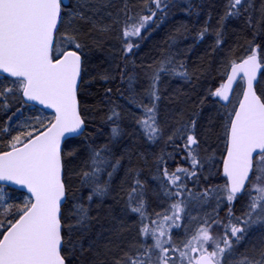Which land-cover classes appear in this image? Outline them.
Listing matches in <instances>:
<instances>
[{
  "label": "snow or ice",
  "instance_id": "obj_1",
  "mask_svg": "<svg viewBox=\"0 0 264 264\" xmlns=\"http://www.w3.org/2000/svg\"><path fill=\"white\" fill-rule=\"evenodd\" d=\"M246 2L228 0L224 18L237 16L242 9L247 11L244 7ZM89 3L90 0H75V4L72 0H0V74L12 78L6 83L0 78V108L6 109L15 98L13 94L19 93L24 100L36 102L54 113L43 126V131L38 134L22 131L13 135L8 141V150L0 151V181L17 185L30 194L25 196L22 204L13 205L5 200L3 188H0V264H67L63 254V229L68 227L71 231L86 225L92 202L108 194L114 173L120 166L119 159L113 160L107 155L110 152L107 145L92 150L86 168L76 173L81 186L90 189L88 204L75 203L71 213L74 223L67 224L61 211L68 192L66 154L62 144L67 147L74 137L83 135L85 125L78 99L79 86L83 82V53L78 50L83 48V44L77 21L91 24L92 29L100 32L108 30V26L94 20V14H87L92 11ZM150 3L161 12L167 7L166 0H150ZM156 15L157 11L149 10V14L141 15L138 20L124 26L126 54L138 47L129 38L139 37ZM204 32L200 34L201 39ZM220 42L218 39L217 44ZM171 64V58H164L151 78L147 94L153 103L144 105L141 102L138 105L143 107L144 116L137 123L149 140L157 139L161 132L154 103L159 99L156 91L159 74L167 71L187 75L175 67H167ZM179 67L184 66L181 64ZM262 68L264 59L259 55V46L250 45L249 54L240 62L231 61L226 82L211 93L219 100L229 102V94L239 78L237 95H242V99L238 100V107L225 108V183L217 192L228 204L229 218L233 216L231 205L238 194L247 193L249 204L244 213L247 218H236L245 226H238L229 219L224 235L215 238L212 225H218L220 221L205 220L181 250L174 246L171 229L180 227L177 221L185 211L184 201L176 200L170 205L171 215L157 212L156 216L162 219L151 220L156 227H150L144 223L148 219L145 186L133 177L126 190L125 207L140 219L141 241L131 245L129 251L115 260V264H177V259L186 261V264H264V237L255 255L241 253L237 247L251 228L264 226V98L254 87ZM118 116L119 113L113 109L108 119L114 120ZM191 125L194 127L195 121ZM4 133H9L8 127H0V134ZM119 135V127L114 126L112 137L115 139ZM174 136L184 139L183 148L191 168L177 167L171 172L164 168L162 179L176 189L165 191V195L181 197L187 189L184 178L196 177L198 168L203 165L193 147L198 145V140L188 126L176 129L168 139L172 140ZM74 154V151L67 153ZM105 174L107 180H102ZM187 191L191 194V190ZM211 191L207 189L201 195L208 197ZM149 239L153 243H147ZM177 252L178 258L170 254Z\"/></svg>",
  "mask_w": 264,
  "mask_h": 264
},
{
  "label": "trees",
  "instance_id": "obj_2",
  "mask_svg": "<svg viewBox=\"0 0 264 264\" xmlns=\"http://www.w3.org/2000/svg\"><path fill=\"white\" fill-rule=\"evenodd\" d=\"M94 1L102 5L100 10L103 12L99 17L94 16V20L108 26V30L100 32L92 29L91 24L77 21L83 44V48L78 50L83 53V82L78 99L85 129L83 135L73 138L67 147L63 145L68 192L62 218L67 224L74 223L71 213L75 203L88 204L90 189L81 186L76 173L86 168L92 150L107 145L110 148L107 155L110 159H119L120 166L114 173L108 194L92 202L86 225L71 231L68 227L63 229V254L67 264H114L117 259L115 253L124 251V247L117 249L108 241L114 229L117 236L126 230V239L135 240L136 232L130 223L139 217L125 207L126 190L133 177L145 186L147 224L151 222V216L159 212L161 204L166 206L171 200L184 201L188 197L185 195L187 190L201 195L211 186H218L222 181L225 183L220 164L226 147V107L211 93L223 83L231 61H239L249 54L250 45H258L259 55L264 59V0H247L244 5L247 11L242 9L239 15L227 18L224 17L228 0H166L167 7L163 12L157 10L150 0L147 4L145 0ZM149 10L157 11L156 17L139 37L129 38L138 47L126 54L124 26L138 20L141 15L149 14ZM218 39L221 41L219 44ZM166 57L172 60L167 67H175L187 75L167 71L159 74L156 84L159 99L154 103L161 132L157 139L149 140L137 123L144 116L143 107L138 105L141 102L144 105L153 103L147 90L160 62ZM181 64L183 68L179 67ZM1 78L5 82L10 80ZM13 95L15 98L11 99L8 107L0 108V127L9 128V133L0 134V151L8 150L13 124L23 118H31L32 121L41 111L24 103L19 93ZM227 108L231 109V104ZM113 109L119 116L109 120ZM46 115L49 116L46 121L33 127L34 134L44 129L52 117ZM192 121H195L194 127ZM114 126L120 129V135L115 139L112 137ZM184 126H188L198 140V145L193 147L203 166L198 168L196 177L184 178L187 189L181 197L168 196L165 191L176 189L162 179L163 169L171 172L177 167L191 168L183 148L184 139L176 136L168 139L176 129ZM69 151L75 154L67 155ZM101 179L107 180L106 174ZM0 188H3L6 201L13 205L22 204L26 196L23 192ZM157 200L161 203L158 204ZM242 200L243 196L234 203L231 218L227 217L226 205L209 219V222L213 219L220 221V224L212 225L215 233L223 231L229 219L241 216ZM125 222L130 227L122 228ZM222 225L223 229L219 227ZM110 244L113 248L109 247ZM114 248L115 251H110Z\"/></svg>",
  "mask_w": 264,
  "mask_h": 264
},
{
  "label": "rangeland",
  "instance_id": "obj_3",
  "mask_svg": "<svg viewBox=\"0 0 264 264\" xmlns=\"http://www.w3.org/2000/svg\"><path fill=\"white\" fill-rule=\"evenodd\" d=\"M72 2H73V4H75V0H72ZM101 6H102L101 4L95 3L94 0H90L89 7L92 9V11L88 12L87 14L88 15L94 14V16L99 17V15H101V13H103L102 10H100ZM102 15L104 16V14H102ZM108 17H109V15H108ZM66 24H67V21H65V25ZM63 30L64 29H62V31ZM237 90H238V86L235 90L233 100L231 103V107H233V105L236 106V104L239 100L240 95H237ZM257 90H258L259 95L262 98H264V78L263 77L261 78V80L259 82ZM47 118H49L48 115L44 114L42 111H38L37 116L35 118H33L32 121H30L31 118L21 119L20 122H18L17 124H13V127L11 128V131H13L12 136L19 134L22 131H28V130L33 131L32 129L34 126H36L37 124L41 125L43 123V121L47 120ZM214 160H216V158H214ZM223 184H224V181H222L221 184L219 183L218 186H211L209 189H212V191L210 192L208 197H203L202 195L195 194L192 191H191V194H189V192L187 191V193L185 195H188V197H186V199L184 200V204L182 205L185 208V211L183 213H181V219L179 221H177V223L180 225V227L171 229V231H172L171 234H172L174 246H177L182 250L184 248V243L188 239L191 238V236L196 232L198 227L203 226V222L205 220H209L210 218H213L215 215H217V212H220L221 209L224 208V206L227 205L226 208H228L227 202L221 200V197L217 192V189L220 186H222ZM205 191L206 190H204V192ZM204 192H202V193H204ZM252 194L255 195L256 193H252ZM238 199H236L235 202ZM23 200H24V198H23ZM23 200H22V203H23ZM156 202L158 204L161 203L158 200ZM172 203H173V201L171 200L167 203L166 206L161 204L159 206L160 207L159 212L160 213L166 212L167 214L171 215L170 205ZM234 203L231 205V207L234 206ZM248 204H249V198H248L247 193L245 192V194L243 195V200L240 202V210L242 209L240 218H244V219L247 218L244 216V213L247 210ZM232 211H233V208H232ZM224 215H226V213H224ZM151 218H152V220L153 219H156V220L162 219V217H157L156 215L151 216ZM131 221H130L131 222L130 224H132V226L134 227V230L136 232L135 240L133 238H130V237L126 239V236L128 235V232L126 230L123 233V235L121 233L119 236H117L116 234L113 233L115 230L114 229L113 232H111L112 237H110L108 235L109 236L108 241H110V243L113 246H115V248L117 247V249H120V248L124 247L123 252L118 251L115 253L116 258L121 257L125 251H129L131 245H137L141 241V237L139 234V228H140V224H141L140 219L139 218L137 220L133 219ZM231 222L238 224V226H241V227L245 226V225L239 223V221H237L236 218H234ZM144 223H147V220H145ZM170 223H171V221L168 222V224H170ZM228 223H229V221L227 222V224ZM130 224L128 222H125L123 224V226H121V227L126 229L127 226L130 227ZM168 224H166L165 226L167 227ZM223 225L219 226V227L221 229H223V227H224ZM149 226L153 227V228L156 227V225L151 224V222L149 223ZM174 231H176V233ZM211 231H212V234L215 238H219V237L224 235L225 228L223 229V231H219V233H217V232L215 233L213 228L211 229ZM245 237H246L245 240L241 241L239 243V245L237 246L238 251L241 253L246 252L249 256L255 255L256 249L259 247V245L261 243V238L264 237V226H258V227L251 228L249 230V232L245 234ZM229 238H231L230 233H229ZM146 242L149 244L153 243V241H151L150 239L147 240ZM111 244L109 245V247L111 246V248H113ZM90 246L93 247V245H90ZM208 246H209V248L212 247L211 244H209ZM221 247H223L222 241H221ZM115 248L113 250L111 249L110 251H115ZM170 254L177 257V258L179 256L178 252L177 253H170ZM181 263L186 264V261L180 262L177 259V264H181ZM97 264H108V262H105V263L97 262Z\"/></svg>",
  "mask_w": 264,
  "mask_h": 264
},
{
  "label": "water",
  "instance_id": "obj_4",
  "mask_svg": "<svg viewBox=\"0 0 264 264\" xmlns=\"http://www.w3.org/2000/svg\"><path fill=\"white\" fill-rule=\"evenodd\" d=\"M238 62H240V61H238ZM230 71H231V66H230L229 69H228L227 75L230 74ZM262 72H263V68H262L261 71L257 74V81L254 82V87H255V89H256V86H257V84H258V82H259V78H260ZM0 75L7 77L6 74H0ZM227 75H226V77H227ZM81 77H82V73H81ZM9 78H10V77H9ZM11 79H12V78H11ZM225 82H226V78H225V80H224L223 83H225ZM238 82H239V78L237 79V83H235V84L233 85V92L229 94V102L226 103V102H224V101L219 100V98L216 97V98H217V101H218L222 106H227L228 104H230V102H231V100H232V97H233V94H234V91H235V89H236V87H237ZM256 91H257V90H256ZM257 94H258V93H257ZM21 96H22V95H21ZM22 99H23V101H24L26 104L33 105V106H35V107H37V108L43 109V110H45L46 112H48V113H52V114L54 115V113L52 112L51 109H46V108H44L42 105H39L38 103L33 102V101H26V100H24L23 97H22ZM239 99H242V95H240V98H239ZM236 107H238V103H237ZM84 129H85V125H84ZM42 131H43V130H42ZM83 131H84V130H83ZM74 138H75V137H74ZM63 145H64V144H62V148H63ZM226 147H227V146H226ZM225 157H226V151H225V154H224L223 160H224ZM223 160H222V163H221V173H222V175H223ZM0 185H1V186H6V187H8V188H11V189H14V190H17V191H20V192H23V193H25V194H27V195H30V194L27 193L26 189H23V188H21V187H19V186H17V185H14V184L9 183V182H3V181H0ZM242 193H243V192H242ZM242 193L238 194V196H240ZM65 202H66V201H65ZM65 202H63L62 207L64 206ZM61 211H62V209H61Z\"/></svg>",
  "mask_w": 264,
  "mask_h": 264
}]
</instances>
